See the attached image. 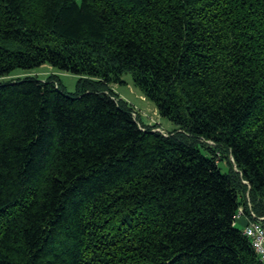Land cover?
Returning <instances> with one entry per match:
<instances>
[{
	"label": "trees",
	"instance_id": "1",
	"mask_svg": "<svg viewBox=\"0 0 264 264\" xmlns=\"http://www.w3.org/2000/svg\"><path fill=\"white\" fill-rule=\"evenodd\" d=\"M43 66L75 92L0 82V264H261L264 0H0V79Z\"/></svg>",
	"mask_w": 264,
	"mask_h": 264
},
{
	"label": "rangeland",
	"instance_id": "2",
	"mask_svg": "<svg viewBox=\"0 0 264 264\" xmlns=\"http://www.w3.org/2000/svg\"><path fill=\"white\" fill-rule=\"evenodd\" d=\"M54 75L58 77L59 82L62 86V90L67 94H73L76 89V82L78 80L77 77L61 73L49 66H43L40 69H36L29 72H21L16 71L13 73L11 78H5L1 81L13 80V79H22L25 77H36L39 81H44L49 76ZM123 84L120 85H110L112 91L118 95V97L129 105H131L137 115L135 114V118L139 119V126H157V130L167 134L172 132L175 127L165 119L158 117L155 108L153 105L141 96V94L132 86L131 76L129 74L124 75L121 78ZM219 169L222 173H225L227 168L223 162L219 163Z\"/></svg>",
	"mask_w": 264,
	"mask_h": 264
},
{
	"label": "built area",
	"instance_id": "3",
	"mask_svg": "<svg viewBox=\"0 0 264 264\" xmlns=\"http://www.w3.org/2000/svg\"><path fill=\"white\" fill-rule=\"evenodd\" d=\"M155 131L163 133L157 129ZM240 217H243L247 221V226L242 229V235L249 241L250 247L258 261L264 264V229L261 224L263 218L256 217L251 211L245 217L242 211L239 210L235 219Z\"/></svg>",
	"mask_w": 264,
	"mask_h": 264
},
{
	"label": "water",
	"instance_id": "4",
	"mask_svg": "<svg viewBox=\"0 0 264 264\" xmlns=\"http://www.w3.org/2000/svg\"><path fill=\"white\" fill-rule=\"evenodd\" d=\"M234 223L242 229L247 226V221L243 217L234 219Z\"/></svg>",
	"mask_w": 264,
	"mask_h": 264
}]
</instances>
